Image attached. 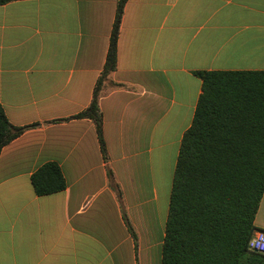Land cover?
<instances>
[{"label": "crops", "instance_id": "obj_1", "mask_svg": "<svg viewBox=\"0 0 264 264\" xmlns=\"http://www.w3.org/2000/svg\"><path fill=\"white\" fill-rule=\"evenodd\" d=\"M118 0L0 5V105L25 130L0 154V264H162L182 138L199 71H264V0H127L92 103ZM56 163L65 190L38 196ZM254 225L264 231V195Z\"/></svg>", "mask_w": 264, "mask_h": 264}, {"label": "trees", "instance_id": "obj_2", "mask_svg": "<svg viewBox=\"0 0 264 264\" xmlns=\"http://www.w3.org/2000/svg\"><path fill=\"white\" fill-rule=\"evenodd\" d=\"M18 0H0L5 5ZM127 0H118L106 63L92 103L76 118L94 122L105 153L99 98L116 70L117 41ZM200 95L185 132L174 173L162 264H264L249 248L264 195V71H199ZM0 105V154L25 130ZM38 196L61 192L66 181L56 163L31 178Z\"/></svg>", "mask_w": 264, "mask_h": 264}, {"label": "built area", "instance_id": "obj_3", "mask_svg": "<svg viewBox=\"0 0 264 264\" xmlns=\"http://www.w3.org/2000/svg\"><path fill=\"white\" fill-rule=\"evenodd\" d=\"M249 248L264 255V231L256 230L250 240Z\"/></svg>", "mask_w": 264, "mask_h": 264}]
</instances>
